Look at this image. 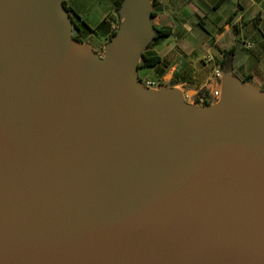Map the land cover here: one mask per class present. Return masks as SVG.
<instances>
[{"label":"water","instance_id":"water-1","mask_svg":"<svg viewBox=\"0 0 264 264\" xmlns=\"http://www.w3.org/2000/svg\"><path fill=\"white\" fill-rule=\"evenodd\" d=\"M150 12L101 61L63 1L0 0V264H264V91L141 88Z\"/></svg>","mask_w":264,"mask_h":264},{"label":"crops","instance_id":"crops-1","mask_svg":"<svg viewBox=\"0 0 264 264\" xmlns=\"http://www.w3.org/2000/svg\"><path fill=\"white\" fill-rule=\"evenodd\" d=\"M62 1L71 8L82 42L107 52L122 22L116 11L118 0ZM151 11L152 26L170 27L171 33L151 39L143 48V53L161 58L154 66H142V59L138 65L137 80L157 84L150 90L177 88L195 101L202 98V90L207 95L222 92L230 75L244 86L264 91V0H151ZM230 49L234 53H223ZM224 61L230 63L229 70L222 66Z\"/></svg>","mask_w":264,"mask_h":264},{"label":"trees","instance_id":"trees-1","mask_svg":"<svg viewBox=\"0 0 264 264\" xmlns=\"http://www.w3.org/2000/svg\"><path fill=\"white\" fill-rule=\"evenodd\" d=\"M124 0H118L117 2V6H116V11L118 13V15L121 17V9H122V2ZM153 6L155 5L154 1L152 2ZM63 5L64 7L68 10V11H71V8L70 6L67 5V3L65 1H63ZM155 15V12L154 11H151L150 12V16L153 17ZM153 30H154V34L152 36V39H157L159 37H162V36H167L171 33V28L170 27H166V28H158L156 26H153ZM117 32V31H116ZM116 32H114L113 36L116 34ZM80 33H81V30L80 28L78 27L77 24L74 23V33L72 35V37L75 39V40H78V41H81V38H80ZM112 36V37H113ZM223 53H225L226 55L227 54H232L234 53V50L233 49H230V50H223ZM141 57H142V66H154L156 65L157 63L160 62V57L158 55H147L145 53H141ZM222 66L229 70L230 69V63L229 62H223L222 63ZM250 77L248 78H245L244 79V82H247L249 81ZM140 81V80H139ZM205 92V90H202L200 92V95H203ZM195 103L196 104H199V98H196L195 99ZM211 103L210 102H206L204 103V105H210Z\"/></svg>","mask_w":264,"mask_h":264},{"label":"built area","instance_id":"built-area-1","mask_svg":"<svg viewBox=\"0 0 264 264\" xmlns=\"http://www.w3.org/2000/svg\"><path fill=\"white\" fill-rule=\"evenodd\" d=\"M216 76L217 77H221L222 76V73L221 71H217L216 72ZM141 82V81H139ZM149 87H153V86H156V82H153V81H147L145 82ZM221 94L222 92L220 90H214L210 95H207V93H204L202 98L199 100V103H206V102H210L211 104H214L216 102H218L221 98ZM183 98L186 102L188 103H192L194 104L195 101H192L189 99V96L187 94H184L183 93Z\"/></svg>","mask_w":264,"mask_h":264},{"label":"rangeland","instance_id":"rangeland-1","mask_svg":"<svg viewBox=\"0 0 264 264\" xmlns=\"http://www.w3.org/2000/svg\"><path fill=\"white\" fill-rule=\"evenodd\" d=\"M100 1V2H99ZM92 2L93 3H103V1L102 0H92ZM59 3H60V5H62V0H59ZM104 3H105V1H104ZM73 33H74V28L72 27L71 28V32H70V35L72 36L73 35ZM87 45V44H86ZM90 47V46H89ZM91 48V47H90ZM143 46H140V53H142V51H143ZM91 50L93 51V53H94V56L98 59V60H103L104 58H106L107 56H108V52H104V51H102V50H98V51H96V50H94V49H92L91 48ZM141 61V56L139 57V60H138V62H140ZM138 85L141 87V88H143V89H149V86L146 84V83H144V82H138ZM194 105H196L197 107H207L206 105H201V104H196V103H194Z\"/></svg>","mask_w":264,"mask_h":264}]
</instances>
